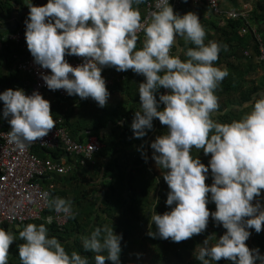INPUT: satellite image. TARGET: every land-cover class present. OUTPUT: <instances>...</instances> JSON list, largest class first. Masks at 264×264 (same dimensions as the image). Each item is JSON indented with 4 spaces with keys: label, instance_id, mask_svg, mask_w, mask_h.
I'll use <instances>...</instances> for the list:
<instances>
[{
    "label": "clouds",
    "instance_id": "clouds-1",
    "mask_svg": "<svg viewBox=\"0 0 264 264\" xmlns=\"http://www.w3.org/2000/svg\"><path fill=\"white\" fill-rule=\"evenodd\" d=\"M144 2L47 0L37 6L23 0L29 8L24 21L27 48L36 64L50 70L41 73L48 89H64L81 99L91 97L100 107L106 106L110 96L101 75L104 67L143 75L137 85L140 103L130 128L134 137L143 138L153 129L154 118L167 126L149 147L170 189L165 201L169 210L155 211L158 197L150 204L147 235L180 242L204 232L211 216L226 231L197 246L195 257L201 264H216L222 258L232 264H264L259 248L245 243L251 229L259 233L264 227L260 198L264 93L242 105L238 119H216L221 114L216 90L229 72L214 62L227 45L205 42L206 30L198 14L174 12L170 0H153L150 17L143 19L138 6ZM181 38L183 48L178 44ZM66 55L83 60L73 66ZM161 88L167 91L160 92ZM0 101L2 117L11 126L8 140L20 152L56 125L50 101L38 90L26 94L23 88H8L0 92ZM193 149L211 154L207 165ZM142 156L147 159L143 151ZM209 168L212 183L206 184ZM210 202L215 204L211 212ZM49 207L67 218L77 214L70 198L53 197ZM51 222L52 217H47V223ZM17 229L14 233L0 227V264H8L9 247L18 240L22 241L17 245L20 264H89V256L67 251L60 239L49 235L46 223L17 225ZM75 238L85 252L92 253L94 264L106 260L121 264L123 236L112 224L97 225Z\"/></svg>",
    "mask_w": 264,
    "mask_h": 264
},
{
    "label": "trees",
    "instance_id": "trees-1",
    "mask_svg": "<svg viewBox=\"0 0 264 264\" xmlns=\"http://www.w3.org/2000/svg\"><path fill=\"white\" fill-rule=\"evenodd\" d=\"M244 1H250L253 10L249 17L247 31L243 35L238 33L239 28L244 24L241 19L224 21L214 15L205 17L201 12L198 15L206 30L205 42L214 40L227 45V50L222 49L218 60L214 62L221 68L226 67L229 72L216 90L221 113L216 119L222 122L239 118L242 114L241 106L250 103L260 93H264V58H261V47L264 49V0ZM191 2L186 0L178 8L184 13L189 10L196 12V9H190V5L193 4ZM32 3L41 6L47 2L32 0ZM142 6L145 7V2ZM19 8L23 9L24 13L13 30L21 28L24 35L23 42L26 43L24 21L29 8L23 0H0V10L6 15ZM144 14L145 8L141 10L142 17ZM5 33H0V85L3 86H7L12 77L23 72L13 67L14 54L23 51L21 44L2 39ZM181 44L185 47L184 41ZM174 50L176 52L175 47ZM259 70L262 71L260 77L256 76ZM23 73L26 76L25 80L30 81V75L27 72ZM106 75L114 79L111 85L106 86L109 92L121 93L119 99L108 101L106 106H98L91 97L58 98L50 105L53 117L63 116L64 123L73 138L84 140L89 132H93L103 143L101 150L95 154L94 163L75 162L74 167L67 173L54 175L56 185L51 189L50 200L57 196L70 198L73 201L76 216L67 218L62 227H59L55 221L48 224L42 219L26 220L19 225L22 227L27 223H46L49 235L60 239L67 251L77 250L81 251L82 255L89 256V264H94V260L91 259L92 253L85 252L80 246L79 239L75 237L87 234L95 226L103 224H112L114 231L123 236L121 264H201L195 257L197 246L202 244L205 238L213 235L214 239V234L218 237L226 230L216 224L210 216L204 232L194 234L191 238L180 242L147 235L149 206L154 199L159 198L155 207L158 213L162 214L170 209V206L165 203L170 189L162 173L159 174L149 165L153 151L149 144L157 135L166 132L167 126L161 124L157 118V129L153 131L155 126L153 123V129L149 130L145 137H134L130 124L135 110L139 107L137 85L144 77L131 69L117 71L113 66ZM117 76L118 79H116ZM160 92H163V88ZM142 144L143 149H141ZM32 149L41 157L56 158L63 154L60 148L48 149L36 145ZM142 151L147 159L143 158ZM193 154L199 156L205 165L208 164L211 156V154L205 155L203 149L199 151L193 149ZM69 162H74V159L70 157ZM95 179L99 181L98 186ZM205 182L212 183L210 168ZM158 186L160 189L157 192ZM260 198L264 203L262 192ZM207 207L210 212L214 211V202H210ZM0 227L18 233L15 224L9 226L3 223ZM153 230H155L154 226ZM250 232L251 243L264 254V227L259 233L254 229ZM21 242L13 241L10 245L8 264H20L17 258L19 257L17 245ZM245 243L247 244V241ZM149 248L151 250L149 259H142L141 254ZM105 264H113V262L106 260ZM216 264H232V262L222 258Z\"/></svg>",
    "mask_w": 264,
    "mask_h": 264
},
{
    "label": "built area",
    "instance_id": "built-area-1",
    "mask_svg": "<svg viewBox=\"0 0 264 264\" xmlns=\"http://www.w3.org/2000/svg\"><path fill=\"white\" fill-rule=\"evenodd\" d=\"M186 0H170L171 5H180ZM194 3H204L211 13L220 20L241 19L244 24L239 28L238 33L243 35L247 31L249 17L253 10L250 1H241L236 5L224 6L221 0H189ZM153 7V0L145 1V14L142 17L147 20L150 17ZM142 36V34H141ZM24 35L21 28L7 34L4 39L13 40L21 44L22 52L14 54V68L27 72L30 81L15 88H23L26 94H31L33 90H38L43 97L50 92H54L58 98L79 97L78 95H68L64 89L50 90L42 79L41 73L50 72L43 69L34 62L26 43L23 42ZM173 53L175 50L173 48ZM261 58H264V49L261 47ZM73 66L82 62L83 57L72 55L65 56ZM110 67H104L101 75L105 78L106 86L113 83V78L107 76ZM119 77L117 76L116 79ZM167 90L163 89V92ZM56 125L49 133L34 141L30 147L20 152L10 143L7 132L10 129H0V226L6 223L9 226L20 224L26 220H45L51 216L59 227L66 222L67 217L62 213H56L49 209L51 189L56 185L55 174L67 173L75 162L80 164L94 163L95 154L103 147V143L96 133L89 132L84 140L73 138L64 123L63 116L54 117ZM48 149L60 148L62 155L54 158L52 156L41 157L33 151L34 146ZM72 157L74 162H69ZM44 193H48L45 197ZM255 201H253L254 203Z\"/></svg>",
    "mask_w": 264,
    "mask_h": 264
},
{
    "label": "crops",
    "instance_id": "crops-1",
    "mask_svg": "<svg viewBox=\"0 0 264 264\" xmlns=\"http://www.w3.org/2000/svg\"><path fill=\"white\" fill-rule=\"evenodd\" d=\"M43 1L47 2V0H43ZM241 1H244V0H240V3H241ZM191 3H193V4L190 5V9H192V10L196 9L195 13H197L198 15L200 12L203 13L205 17H210V15H213L211 13V11L209 10V8L204 3H201V2H196V3L191 2ZM221 3L224 6L232 5L231 3H229L228 1L226 2L225 0H221ZM172 6H173L174 12H178L181 15L184 14V12L178 8L179 5H172ZM138 7H139L140 11L144 10V8H145L144 6H142V4L139 5ZM23 13H24V10L21 8L11 11L8 15H6L5 13H3L0 10V24H1L0 26H2L0 28V33L7 32V33H5L7 35V34L13 32L14 31L13 29H15L17 27V24L21 21V17L23 16ZM5 36H3L2 39H4ZM183 41L184 40L182 38L178 40V44L181 48H183V46L181 44V42H183ZM0 46H1V42H0ZM13 67H14V65H13ZM25 78H26V76L24 75L23 72L16 75L15 77H12L10 80V83H8L7 86L6 85L5 86L0 85V92H3L4 90H6L8 88L16 89L14 87V85L21 86V85L25 84L27 81V79L25 80ZM120 97H121V93L119 91H114V92L110 93L108 101L119 99ZM44 98L49 100L50 105H51L52 102H54L56 99H58V96L54 92H50V93H47L44 96ZM137 103L139 105L140 101H138ZM2 109H3V101H0V129H10L11 126L8 124L7 119L2 117ZM157 122H158V119L156 121V118H154L153 123H155V125H157ZM17 258H19V257H17ZM16 259H15V261H16Z\"/></svg>",
    "mask_w": 264,
    "mask_h": 264
},
{
    "label": "rangeland",
    "instance_id": "rangeland-1",
    "mask_svg": "<svg viewBox=\"0 0 264 264\" xmlns=\"http://www.w3.org/2000/svg\"><path fill=\"white\" fill-rule=\"evenodd\" d=\"M226 2L228 1L229 3H231V4H233V5H236V3L238 2V3H240V0H236L235 2H231L230 0H225ZM237 3V4H238ZM262 75V71L261 70H259V72L257 73V75L256 76H258V77H260ZM253 77H255V76H253ZM151 155V154H150ZM149 165L154 169V170H156L159 174H161L162 172H163V170L162 169H160L157 165H156V163H155V161L152 159V156H151V162L149 163ZM95 183H98L97 184V186L99 185V181L97 180V179H95ZM94 183V184H95ZM101 186V185H100ZM100 188V187H99ZM262 194L264 195V190L262 191ZM247 245L249 246V248H255L254 247V245L251 243V239L250 238H248V240H247ZM147 247H148V245H146ZM151 250H150V248L149 249H147V250H145L144 252H143V254H141V258L142 259H146V260H148L149 259V257H150V255H151V252H150ZM190 259V258H189Z\"/></svg>",
    "mask_w": 264,
    "mask_h": 264
},
{
    "label": "water",
    "instance_id": "water-1",
    "mask_svg": "<svg viewBox=\"0 0 264 264\" xmlns=\"http://www.w3.org/2000/svg\"><path fill=\"white\" fill-rule=\"evenodd\" d=\"M156 121H157V118H156ZM156 128H157V125H155L153 131H154ZM146 142H147V141H146ZM145 151H146V153H147V151H148L147 146H146V148H145ZM159 189H160V186L157 187V192H158ZM17 225H19V224H17V223L15 224V227H16V228H17Z\"/></svg>",
    "mask_w": 264,
    "mask_h": 264
}]
</instances>
